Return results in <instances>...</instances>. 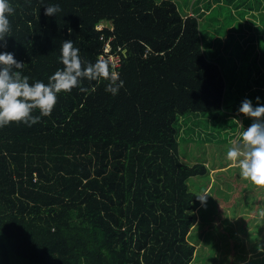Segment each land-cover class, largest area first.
Segmentation results:
<instances>
[{
	"label": "trees",
	"instance_id": "16d2710c",
	"mask_svg": "<svg viewBox=\"0 0 264 264\" xmlns=\"http://www.w3.org/2000/svg\"><path fill=\"white\" fill-rule=\"evenodd\" d=\"M224 1L238 23L223 17L222 4L208 9L211 21L218 22V12L223 29L231 31L218 45L231 36L246 41L248 0ZM9 3L11 35L0 51L24 62L30 83H48L63 67L65 40L87 64L108 63L99 57L110 39L123 87L112 95L107 80L83 79L71 92L58 93L51 114L37 123L0 127V264H195L198 240L191 236L208 207L187 179L204 174L206 166L180 160L176 121L231 104L238 110L248 99V90L231 91L220 67L208 60L200 22L171 0ZM49 5L61 11L45 16ZM228 90L235 96L226 102ZM259 194L264 202V188L248 183V207ZM259 221L248 229L255 256L264 249V218ZM221 249L215 258L221 264L245 259L246 251Z\"/></svg>",
	"mask_w": 264,
	"mask_h": 264
},
{
	"label": "rangeland",
	"instance_id": "374dc122",
	"mask_svg": "<svg viewBox=\"0 0 264 264\" xmlns=\"http://www.w3.org/2000/svg\"><path fill=\"white\" fill-rule=\"evenodd\" d=\"M171 1L176 3L181 14L193 15L200 22L201 34L206 37L205 43L208 42L204 45L205 54L209 61L220 67L230 85V90L237 94L248 90V99L252 101L254 107L258 103L256 97H260L259 104L264 105V0H248V17H244L248 18V21H243L242 25L246 32V41L240 42L237 37L231 36L223 46L218 45V38L224 32L231 35V31L229 28L223 29V21L219 19L218 12H216L218 22H215V20L211 21L213 17L207 10L213 6L216 10L218 4H222L219 10L225 9L223 17L233 19L235 26L238 22L229 2L225 3L224 0ZM230 90L226 92V102L235 96L232 92L229 93ZM240 123L244 125V117L239 114L233 104L218 113L180 115L176 121L180 160L188 165L202 163L206 166L204 174L187 179L189 188L193 192L199 195L208 194L204 207H208L209 212L202 211L204 218L201 220L198 233L191 236L194 241L198 240L197 243L194 242L196 252L193 262L195 261V264H221V261L215 258L222 247L232 250L234 248L237 253L246 251L245 259H241L236 264H264V249L263 255L255 256L253 253L257 250L253 251L248 247V229L253 228L254 224L264 218L261 215L264 213V202L260 199L262 194L252 199L249 207L254 209H250L248 183L253 184L242 179L239 168L226 158L228 149L235 140L239 139L240 133L245 129L242 128L240 131ZM251 123L252 119L248 117V126ZM195 216V222H197L196 210ZM195 231L196 229L193 228L190 233ZM199 231L203 232L202 240L199 238Z\"/></svg>",
	"mask_w": 264,
	"mask_h": 264
},
{
	"label": "clouds",
	"instance_id": "9594fccd",
	"mask_svg": "<svg viewBox=\"0 0 264 264\" xmlns=\"http://www.w3.org/2000/svg\"><path fill=\"white\" fill-rule=\"evenodd\" d=\"M60 11L59 5L44 7L45 16H53ZM13 13L14 8L9 0H0V47L7 46L5 38L11 35L8 17ZM101 27L97 26L99 29ZM60 53L63 67L48 78L49 82L37 80L30 83V78L22 74L24 62L18 61L11 52L0 51V127L13 122L29 126L37 123L41 116L51 114L58 93L71 92L73 88L80 86L83 79L107 80L109 83L105 91L112 95L118 94L119 89L123 87V81L116 75L117 72L113 73L106 61L97 60L95 63L85 64L72 40L62 43ZM116 68L117 66L113 67V70ZM80 90L88 91L82 87ZM255 99L258 102L255 107L251 100L245 98L238 108L239 113L252 119V123L246 129L240 123L244 130L228 149L226 158L239 168L242 179L264 188V105L259 104L260 97ZM35 110L39 111L40 116L33 115ZM207 196L208 194L204 193L196 198L205 204Z\"/></svg>",
	"mask_w": 264,
	"mask_h": 264
},
{
	"label": "built area",
	"instance_id": "2783aa9c",
	"mask_svg": "<svg viewBox=\"0 0 264 264\" xmlns=\"http://www.w3.org/2000/svg\"><path fill=\"white\" fill-rule=\"evenodd\" d=\"M110 39L106 40L103 45V54L100 55V59H107L108 63L114 68L119 65V55L115 51L112 53L111 45L109 43ZM116 55V56H115ZM113 73L116 74V70H113Z\"/></svg>",
	"mask_w": 264,
	"mask_h": 264
},
{
	"label": "crops",
	"instance_id": "0c3cea01",
	"mask_svg": "<svg viewBox=\"0 0 264 264\" xmlns=\"http://www.w3.org/2000/svg\"><path fill=\"white\" fill-rule=\"evenodd\" d=\"M207 10V9H206ZM200 11H202V9H200ZM208 11V10H207Z\"/></svg>",
	"mask_w": 264,
	"mask_h": 264
}]
</instances>
